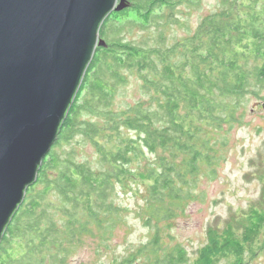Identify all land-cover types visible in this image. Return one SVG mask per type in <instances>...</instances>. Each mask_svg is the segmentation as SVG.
Instances as JSON below:
<instances>
[{
    "label": "trees",
    "instance_id": "trees-1",
    "mask_svg": "<svg viewBox=\"0 0 264 264\" xmlns=\"http://www.w3.org/2000/svg\"><path fill=\"white\" fill-rule=\"evenodd\" d=\"M199 1L128 0V8L105 20L100 38L106 47L96 49L37 182L3 236L0 264H68L76 245L100 243L116 228L120 209L109 197L128 181L146 187L145 224L154 230L146 244L112 264H191L162 224L193 200L200 174L215 177L221 158L215 133L236 121L243 98L258 97L264 88V0H221L218 11L172 46L162 40L135 45L116 36L122 22L141 30L156 26L161 39L164 26L178 24V10ZM125 73L138 75L148 100L117 111ZM75 136L94 147L96 162L55 151ZM158 151L156 167L130 168ZM244 228L242 236L231 226L209 235L195 264H246L264 248V210H251Z\"/></svg>",
    "mask_w": 264,
    "mask_h": 264
},
{
    "label": "water",
    "instance_id": "water-1",
    "mask_svg": "<svg viewBox=\"0 0 264 264\" xmlns=\"http://www.w3.org/2000/svg\"><path fill=\"white\" fill-rule=\"evenodd\" d=\"M128 0H0V244Z\"/></svg>",
    "mask_w": 264,
    "mask_h": 264
},
{
    "label": "rangeland",
    "instance_id": "rangeland-1",
    "mask_svg": "<svg viewBox=\"0 0 264 264\" xmlns=\"http://www.w3.org/2000/svg\"><path fill=\"white\" fill-rule=\"evenodd\" d=\"M220 8L221 0H201L181 7L178 24L164 26L161 39L156 26H145L146 30H141L138 26L129 28L122 22L123 30L116 37L135 45L151 46L162 40L165 46H172L192 35L203 18ZM163 24L164 21H160L158 26ZM125 76L126 83L118 88L114 99L113 109L117 111L148 100L138 75L125 73ZM236 118L214 135L215 149L221 155L215 177L200 174L191 191L193 200L185 202L183 210L172 221L162 224L173 241L187 250L191 264H195L201 249L207 245L209 235H220L231 226L242 236L246 233L244 226L250 211L264 210V88L258 97L247 95L241 100ZM55 151L61 156L69 154L76 162L97 161L94 147L81 136L61 143ZM160 155L159 151L146 152L145 157L130 168L146 171L147 167H156ZM147 196L143 184L128 181L124 186L115 185L109 201L120 209L118 225L100 243L90 239L76 245L67 263L112 264L146 244L154 230L145 224ZM246 264H264V248L253 258H247Z\"/></svg>",
    "mask_w": 264,
    "mask_h": 264
}]
</instances>
